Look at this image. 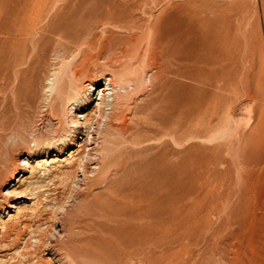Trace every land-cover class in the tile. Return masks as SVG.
Wrapping results in <instances>:
<instances>
[{
  "label": "rangeland",
  "instance_id": "1",
  "mask_svg": "<svg viewBox=\"0 0 264 264\" xmlns=\"http://www.w3.org/2000/svg\"><path fill=\"white\" fill-rule=\"evenodd\" d=\"M0 14V58L10 86L17 64L48 68L62 47L71 48L67 61L102 69L120 54L118 41L137 34L142 61L154 46L156 55L164 56L163 68L168 66L161 76L143 64L145 105L159 100L146 114L168 108L169 119L167 135L153 140L140 159L142 165L167 163L165 177L148 169L135 178L130 174L131 180L112 171V183L78 192L65 174L78 144L53 164V155L29 157L16 148L18 142L0 138V264H53L49 258L56 250L67 264H119L121 257L96 258L83 246L95 227L106 226V219L111 225L104 209L121 211V205L126 212L135 210L136 224L158 216L168 223L160 230L190 225L184 235L183 230L171 235L183 240L179 248L198 256L169 261L133 254L123 264H207L208 245L214 247L213 264H264V0H0ZM42 126L48 135V124ZM164 144L180 154L153 158ZM140 180L152 187L137 190ZM116 182L125 190L112 191ZM129 217L130 224L134 217ZM191 236L200 239L199 246L187 243Z\"/></svg>",
  "mask_w": 264,
  "mask_h": 264
},
{
  "label": "bare ground",
  "instance_id": "2",
  "mask_svg": "<svg viewBox=\"0 0 264 264\" xmlns=\"http://www.w3.org/2000/svg\"><path fill=\"white\" fill-rule=\"evenodd\" d=\"M20 21H22L21 18ZM180 35L176 33L174 37L177 44L181 42ZM138 41L139 37L137 34L121 38L118 41L121 43L119 46L121 50L120 54L114 56V58L111 56L112 60L107 59L110 61L105 62L102 69L96 67L93 70H90L89 66L84 62L74 64L67 61L71 48L69 49V46L62 47L60 52H56L55 59H52L51 63L47 65L48 68L40 69L38 66H32L24 69L23 66L25 64L23 62L17 64L18 67H16V71L13 73L11 86L9 71L5 67L2 58H0V97L2 98L1 101L3 100L0 104V138L7 137L8 141L15 144L18 142L16 148L19 147L26 150L29 157L31 155H37L38 157L50 155V158L53 155V164L58 162V158L62 153L78 144L77 149L69 153L67 159L69 166L65 170L68 178L64 176L68 179L67 185L72 184L71 187H74L77 192L84 191L98 182H102L105 185L112 183L111 177L113 175L109 177L112 171L116 172L115 177L121 178L122 176H126L131 178L130 174H134L133 177L135 178L136 173L140 175L142 171L150 169L163 174L162 177H165L167 174H165L167 163L160 162L156 164L153 162V165L151 162L150 165H142L140 159L144 154L152 150L151 145L153 140L167 135L165 129L169 125V119L165 117V111L168 108L154 116L146 114V110L156 105L159 100H154L152 103L145 105L142 91L145 87L147 70L143 69V64H146L149 73L156 71L161 76L164 75V68L167 65L165 64L166 66L163 68L164 56L159 53L160 51L156 55L157 52H155L154 46L153 55L151 54L146 62H143L139 50L135 49ZM153 42L160 50L161 41L157 38ZM0 43L4 44L2 41ZM11 52H9V55ZM9 60L11 61V58ZM174 101L176 102V111H182L180 110V97L176 96ZM10 113H13V117L11 118H9ZM38 117H40V120H38ZM45 122L49 127L48 135L44 131L45 127L42 126ZM177 125L179 126L180 122ZM178 154H180V151L172 152L164 144L162 150L154 154L153 158L159 160L165 159L169 155L178 156ZM44 158L46 159V157H42V159ZM45 159L41 161L43 164L49 162ZM63 161H66V159ZM17 163H20V160H17ZM58 170L64 171L62 169ZM14 174L13 171L9 173L12 180H16ZM131 180L133 179L131 178ZM144 180L137 182V190L152 187V184L148 185ZM122 185L116 182L110 189L112 191L125 190ZM113 203L111 202L112 208ZM116 203L114 204L116 205ZM117 204L120 205L119 203ZM115 207L114 209H116ZM120 207H122L121 211V208L112 209L113 211L108 208V210L104 209L103 213L105 217L107 216L111 225L107 226L109 223L105 218L106 226H93L95 227L94 233H89L92 234L91 238L88 236L89 234L87 235L90 239L84 242L83 246V250L87 254H92L96 258L103 257V255H109L110 258L111 256H118V258L121 257L119 264H123L122 260L133 254L146 255V258L151 260L152 258H162L169 261L170 259L181 260L189 255L196 256L194 251L179 248L183 240L181 238L179 240L173 239L171 235L175 234L176 231L181 232L184 229L186 230L190 225L187 226L186 223L179 222L175 226V232L165 228L164 230H160V228H163L168 223L164 217L159 218L158 216L154 219L145 218L146 220L140 224H136L134 222H138L136 220L138 218L135 219V217L138 215L136 213V216L134 215L135 210L132 213L129 211V208L127 212L130 213H127L125 211L126 208L123 210L125 206L121 205ZM132 215L134 218H129L134 219H132L134 224H131V221L129 224L127 217ZM101 220L104 221V219ZM127 220L128 222H126ZM97 223L99 224V222ZM201 226L199 225V228ZM90 228L92 229V227ZM184 233L185 231L183 235ZM186 241L187 243H194L195 246H199L200 239L191 236ZM213 248L210 245L206 246V250L209 251V256H206L208 257L207 264H213L215 260ZM51 256L52 258L49 259L53 260V264H67L66 258L62 254H59L57 250L52 252ZM92 260L94 259L92 258Z\"/></svg>",
  "mask_w": 264,
  "mask_h": 264
}]
</instances>
